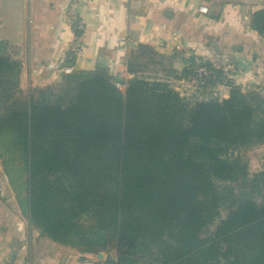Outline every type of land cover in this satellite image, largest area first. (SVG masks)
Wrapping results in <instances>:
<instances>
[{
	"label": "trees",
	"instance_id": "1",
	"mask_svg": "<svg viewBox=\"0 0 264 264\" xmlns=\"http://www.w3.org/2000/svg\"><path fill=\"white\" fill-rule=\"evenodd\" d=\"M251 27L264 37V7ZM143 56L131 52L125 90L91 71L21 98L22 63L0 55V125L24 163L31 223L113 251L109 264H264V166L251 175L231 153L264 144V81L189 106L138 76Z\"/></svg>",
	"mask_w": 264,
	"mask_h": 264
},
{
	"label": "crops",
	"instance_id": "2",
	"mask_svg": "<svg viewBox=\"0 0 264 264\" xmlns=\"http://www.w3.org/2000/svg\"><path fill=\"white\" fill-rule=\"evenodd\" d=\"M25 2L15 16L12 30L5 27L6 20L0 19V28L5 30L0 35V45L6 43L19 52L12 58L22 63L20 85L28 91L49 87L81 72L107 71L124 80L131 52H159L168 56L173 73L180 75L177 79L180 83L185 59L170 53L177 47L209 54L235 53L245 60L250 72L255 71L251 74H255L259 84L264 81V37L251 27L253 13L264 7V0ZM71 2L85 21L83 52L69 69L52 72L48 64L63 59L73 36L67 18ZM201 5L208 6V13L198 11ZM213 91V95L224 99L228 98L230 88L217 86ZM257 148L261 153L257 155L261 161L259 170L264 166V144ZM4 179L0 172V264H82L87 258L105 259L113 254L101 247L94 251L51 238L31 223L18 202L15 205L9 202L13 198L10 193L1 194L6 185Z\"/></svg>",
	"mask_w": 264,
	"mask_h": 264
},
{
	"label": "rangeland",
	"instance_id": "3",
	"mask_svg": "<svg viewBox=\"0 0 264 264\" xmlns=\"http://www.w3.org/2000/svg\"><path fill=\"white\" fill-rule=\"evenodd\" d=\"M26 0H0V19H4L5 21V27L8 30L13 29L15 16H17V12L19 11V8L23 6ZM9 19V22H8ZM5 32L4 29L0 28V35ZM12 47V46H11ZM10 45L7 46L6 43H1L0 45V55H8V56H14V54L19 52H14ZM9 52V54H8ZM171 53V52H170ZM172 54V53H171ZM183 58L182 56H180ZM187 65V62H185V66ZM173 66L172 60L159 52H144L143 58L140 59V65L137 66L139 68V74L138 76L145 78L149 80L150 82H159L160 84H165L168 89H172L175 93L177 92L179 95V103L185 104V105H193L198 100H207L209 98H219L216 95H213V90H217V86H206L203 88H195L194 86L188 84L186 82V77L183 76V81L180 83L177 81L178 77H180L179 74L173 73V69L171 67ZM248 73L245 74L246 80H245V88L244 90L248 89H257L256 86H259L260 90L261 87L258 83V79L256 78L255 71L250 68L247 71ZM67 81V80H66ZM65 82L64 79H62L59 84H63ZM21 81L19 83L18 89L21 91L16 92L15 96H19L21 98L24 97L25 94L28 93L27 89H22L21 87ZM56 84V83H55ZM53 85V84H52ZM223 86V85H221ZM220 87V86H218ZM216 88V89H213ZM217 92V91H215ZM2 104H4L3 100H0V117L3 116L5 113V110L2 107ZM1 127V125H0ZM10 134H7L2 130V127L0 128V172L4 175V181H5V188L2 190V195L8 196L10 193L11 197L9 202H11L13 205H15L14 202H18L21 206V209H23V213H27L25 205L26 200V176L22 173V170L20 166L22 167L24 165L22 159L18 155V152H14L13 156L9 152H7V147L4 145V142H6L7 137ZM258 146H252L250 148H244L240 150H233L231 153L233 156H236V154H239L241 158L245 161L249 162V172L250 174H254L256 171H258L259 162L257 160V155L261 154L257 151ZM257 148V149H255ZM259 156V155H258ZM221 183V182H220ZM225 183V182H224ZM228 183V182H226ZM231 183V182H229ZM234 183V182H233ZM219 184V181H218ZM221 185H223L221 183ZM8 191V192H7ZM4 193V194H3ZM13 199L15 201H13ZM25 208V210H24ZM28 214V213H27ZM225 212L223 211L222 217L225 216ZM81 222L86 223L87 218H82Z\"/></svg>",
	"mask_w": 264,
	"mask_h": 264
},
{
	"label": "built area",
	"instance_id": "4",
	"mask_svg": "<svg viewBox=\"0 0 264 264\" xmlns=\"http://www.w3.org/2000/svg\"><path fill=\"white\" fill-rule=\"evenodd\" d=\"M208 9L207 5H201L198 11L200 13H208ZM67 18L74 30L73 36L63 59L48 64L47 68L52 72L69 69L75 58L83 52L82 35L85 30V21L76 11L73 2L68 7ZM171 53L172 55L182 56L186 60V66L191 71L186 76V82L195 88L227 86L228 82L239 85L241 88L246 87L245 74L248 73V67L245 66V60L235 53L209 54L196 51L193 48L185 49L184 47H181V49L177 47ZM132 77H134V74L128 72L124 82H116L117 87L125 90L126 81ZM110 259L109 255L105 259L92 257L85 259L82 264H109L108 260Z\"/></svg>",
	"mask_w": 264,
	"mask_h": 264
},
{
	"label": "water",
	"instance_id": "5",
	"mask_svg": "<svg viewBox=\"0 0 264 264\" xmlns=\"http://www.w3.org/2000/svg\"><path fill=\"white\" fill-rule=\"evenodd\" d=\"M169 11H167V13H168ZM171 13V12H170Z\"/></svg>",
	"mask_w": 264,
	"mask_h": 264
}]
</instances>
